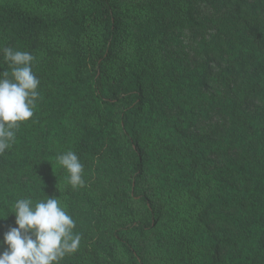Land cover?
Returning a JSON list of instances; mask_svg holds the SVG:
<instances>
[{
	"label": "trees",
	"instance_id": "16d2710c",
	"mask_svg": "<svg viewBox=\"0 0 264 264\" xmlns=\"http://www.w3.org/2000/svg\"><path fill=\"white\" fill-rule=\"evenodd\" d=\"M207 1L216 26L210 39L202 37L195 8L174 24L190 25L197 55L213 61L192 71L197 90L191 94L189 81L174 83L187 122L178 125L173 117L171 126L144 90L114 0H64L63 12L56 11L57 0L0 1V47L30 52L40 80L33 116L0 155V211L19 198L63 196L52 191L58 175L68 184L56 157L71 150L83 172L96 155L112 161L115 172H127L128 192L115 203L137 200L149 213L146 221L114 223L91 246L82 243V222L75 223L79 249L59 264H147L137 236L153 225L166 229L174 264H264V0ZM4 70L10 68L0 53ZM205 84L220 90L208 93ZM201 121L204 132L188 135ZM56 135L67 141L60 153L50 144ZM144 171L156 176L165 213L142 190ZM176 193L194 201L191 218ZM72 197L81 204L82 187ZM4 218L0 240L16 226L14 213Z\"/></svg>",
	"mask_w": 264,
	"mask_h": 264
},
{
	"label": "rangeland",
	"instance_id": "374dc122",
	"mask_svg": "<svg viewBox=\"0 0 264 264\" xmlns=\"http://www.w3.org/2000/svg\"><path fill=\"white\" fill-rule=\"evenodd\" d=\"M2 1V0H0ZM28 0H25L27 3ZM35 1V0H31ZM56 11L65 10L64 0H57ZM122 19V26L126 28L134 42L133 56L140 70L141 81L147 95L151 94L158 101L159 109L164 111L170 126L174 124L171 120L177 117L178 125L187 122L186 115L182 112V106L176 100L175 82L189 81L190 89L185 90L191 94L197 90L195 75L192 71L200 66L212 63L207 54L197 55V48L193 40V29L190 25L176 27V21L185 17L186 10L195 8L197 21L202 22V37L210 39L211 34L216 31L212 21L214 9L211 2L207 0L194 3L192 0H114ZM175 22V23H172ZM159 31L152 36L151 33L159 26ZM172 25V28L169 26ZM174 25V26H173ZM143 42V43H142ZM138 61V62H137ZM209 75V70H206ZM200 76H203L201 74ZM172 81V85L169 82ZM191 84L195 86L192 90ZM169 88L171 90L169 91ZM203 89L211 93L220 88L205 84ZM153 95V96H152ZM195 124L192 125L194 127ZM169 128V125L165 126ZM143 127H139V134L143 135ZM205 123L197 124L196 134L189 130L188 135H199L204 132ZM65 138L56 135L51 141V146L58 153L66 146ZM68 140V139H66ZM145 145V144H144ZM126 155L129 149L125 150ZM114 164L96 155L89 160L85 171L82 173L84 185L82 186L81 204L72 196L78 192L59 177L52 184V191L63 196L56 197L62 207L74 219L75 223L82 222V243L91 246L100 237L104 229H109L116 222H123L131 218L146 221L149 217L148 210L137 200H132L126 207L115 203V197L122 191L128 192L129 174L127 172H115ZM124 182V183H123ZM142 190L148 194L159 212H166V196L159 189L156 176L144 171L141 182ZM178 204L186 206L184 214L191 218L194 212V201L188 195L177 194L175 196ZM196 208V207H195ZM154 226V225H153ZM137 236V244L147 264H174L169 236L166 229L158 228L156 225ZM93 229V231H89ZM102 230V231H101ZM86 233L88 235L86 236ZM119 259L125 258L120 250L117 252Z\"/></svg>",
	"mask_w": 264,
	"mask_h": 264
},
{
	"label": "clouds",
	"instance_id": "9594fccd",
	"mask_svg": "<svg viewBox=\"0 0 264 264\" xmlns=\"http://www.w3.org/2000/svg\"><path fill=\"white\" fill-rule=\"evenodd\" d=\"M0 53L10 68L0 71V155H3L15 142L20 123L33 116L40 96V80L32 71L35 57L30 52L4 46L0 47ZM56 161L67 172V182L73 188L84 185V166L74 151L57 155ZM9 213H14L16 226L9 227L0 240L3 249L0 264H59L66 255L79 249L81 237L73 232L75 221L55 196L35 201L31 197L19 198L10 211H0V219L7 218Z\"/></svg>",
	"mask_w": 264,
	"mask_h": 264
}]
</instances>
